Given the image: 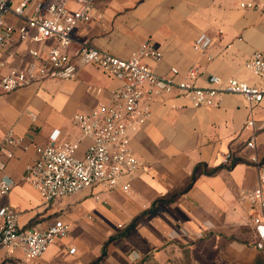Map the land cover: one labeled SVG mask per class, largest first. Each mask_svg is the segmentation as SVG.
Masks as SVG:
<instances>
[{"label": "crops", "instance_id": "obj_1", "mask_svg": "<svg viewBox=\"0 0 264 264\" xmlns=\"http://www.w3.org/2000/svg\"><path fill=\"white\" fill-rule=\"evenodd\" d=\"M241 1L100 0L102 17L79 23L68 49L75 56L90 43L127 58L150 40L162 58L145 62L157 74L197 66L202 87L210 74L262 85L245 62L255 51L264 53V0H255L256 9L242 8ZM5 20L25 24L13 14ZM201 33L212 38L207 52L194 48ZM55 43L15 34L0 47V63L15 54L8 67L0 65V78L10 67L29 66L31 48L46 55ZM121 85L88 64L72 80L47 79L10 93L0 88V178L15 183L2 203L17 208L24 228H46L57 219L70 224L69 234L42 256L29 260L21 249L3 247L0 264H239L244 257L252 264L264 253V224L253 221V191L264 173V101L252 107L240 95L225 94L216 107H195L176 93L158 98L151 117L130 133L141 166L129 193L95 185L47 202L25 180L55 130L58 143L80 139L76 156L84 157L92 141L82 137L73 116L109 102ZM250 119L256 122L255 149L247 147ZM10 131L15 144L7 142Z\"/></svg>", "mask_w": 264, "mask_h": 264}, {"label": "built area", "instance_id": "obj_2", "mask_svg": "<svg viewBox=\"0 0 264 264\" xmlns=\"http://www.w3.org/2000/svg\"><path fill=\"white\" fill-rule=\"evenodd\" d=\"M99 1L0 0V47H7L15 34L21 40L35 43L49 39L56 41L48 48L46 55L31 48L29 52L34 61L26 68L10 67L0 78L3 92H14L33 84H41L47 79L72 80L77 76L79 68L88 64L97 65L122 81V85L113 91L109 102L100 104L91 112L76 113L73 116V123L80 129L82 137L92 141L84 157L76 156L80 139L58 143L60 132L55 130L50 143L40 149L39 157L27 167L25 180L47 202L95 185L129 193L132 190L131 180L141 166V161L130 145V133L138 129L141 121L151 117L152 104L163 95L179 94L188 98L195 107H216L225 94L240 95L252 107L264 101V84L250 85L237 78L224 79L210 74L208 86L197 85L200 76L197 66L184 74L176 67L171 68L168 74H157L145 62L148 58H162V53L150 40L142 42L127 58L116 56L90 43L83 44L76 55H72L68 48L73 43L78 24L102 17L97 9ZM32 2L36 3L30 11ZM240 6L252 9L259 7L255 0H243ZM8 14H13L25 24L6 22L5 16ZM211 43L212 38L201 33L194 42V48L207 52ZM14 58L15 54L11 53L0 65L8 67ZM245 66L264 82L263 52L255 51L246 60ZM255 126L254 119H250L246 125L248 130L253 131L247 142V147L251 149L257 146ZM7 142H17L12 131L8 133ZM228 158L231 156L228 155ZM253 161H258L257 156H254ZM14 186L12 178H0V249H21L29 260H33L42 256L58 237L67 236L70 224L57 219L46 228L22 227L17 208L2 203V198ZM253 203L257 209L253 221L262 225L264 173L260 174L258 185L253 191Z\"/></svg>", "mask_w": 264, "mask_h": 264}, {"label": "rangeland", "instance_id": "obj_3", "mask_svg": "<svg viewBox=\"0 0 264 264\" xmlns=\"http://www.w3.org/2000/svg\"><path fill=\"white\" fill-rule=\"evenodd\" d=\"M238 260H241V259H238ZM247 261V258L244 257L242 258V260L239 262V264H245V262ZM252 264H264V253L262 254L261 257L259 258H256Z\"/></svg>", "mask_w": 264, "mask_h": 264}, {"label": "trees", "instance_id": "obj_4", "mask_svg": "<svg viewBox=\"0 0 264 264\" xmlns=\"http://www.w3.org/2000/svg\"><path fill=\"white\" fill-rule=\"evenodd\" d=\"M234 163H237V160H234V161H233V164H234ZM141 216H142V215H141ZM141 216L135 218V220L131 223V227H133V226L136 225V223L140 220Z\"/></svg>", "mask_w": 264, "mask_h": 264}]
</instances>
